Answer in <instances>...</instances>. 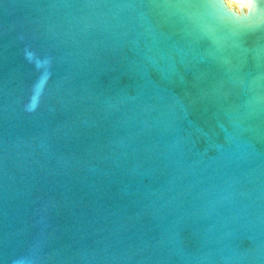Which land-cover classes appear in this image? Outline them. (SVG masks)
Segmentation results:
<instances>
[{"label":"water","instance_id":"1","mask_svg":"<svg viewBox=\"0 0 264 264\" xmlns=\"http://www.w3.org/2000/svg\"><path fill=\"white\" fill-rule=\"evenodd\" d=\"M0 0V264H264V0Z\"/></svg>","mask_w":264,"mask_h":264},{"label":"bare ground","instance_id":"2","mask_svg":"<svg viewBox=\"0 0 264 264\" xmlns=\"http://www.w3.org/2000/svg\"><path fill=\"white\" fill-rule=\"evenodd\" d=\"M238 2H240V1H237V0H228V3L229 4H237Z\"/></svg>","mask_w":264,"mask_h":264},{"label":"rangeland","instance_id":"3","mask_svg":"<svg viewBox=\"0 0 264 264\" xmlns=\"http://www.w3.org/2000/svg\"><path fill=\"white\" fill-rule=\"evenodd\" d=\"M234 4V3H233Z\"/></svg>","mask_w":264,"mask_h":264}]
</instances>
